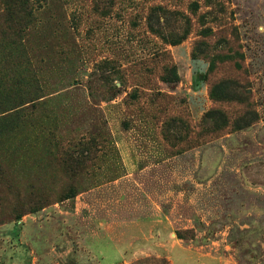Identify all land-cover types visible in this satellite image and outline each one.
I'll use <instances>...</instances> for the list:
<instances>
[{
  "label": "rangeland",
  "instance_id": "rangeland-1",
  "mask_svg": "<svg viewBox=\"0 0 264 264\" xmlns=\"http://www.w3.org/2000/svg\"><path fill=\"white\" fill-rule=\"evenodd\" d=\"M18 3L0 264H264V0Z\"/></svg>",
  "mask_w": 264,
  "mask_h": 264
},
{
  "label": "trees",
  "instance_id": "trees-1",
  "mask_svg": "<svg viewBox=\"0 0 264 264\" xmlns=\"http://www.w3.org/2000/svg\"><path fill=\"white\" fill-rule=\"evenodd\" d=\"M44 0H18V4L21 6V8L17 7V11H15V20H22L23 23L26 24H32L35 21V14L34 11L37 9V6L41 5V2ZM20 24L15 25L18 26ZM3 169L0 164V179L3 177Z\"/></svg>",
  "mask_w": 264,
  "mask_h": 264
}]
</instances>
